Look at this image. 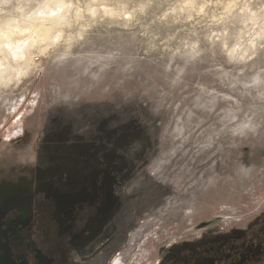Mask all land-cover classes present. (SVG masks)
<instances>
[{
  "label": "rangeland",
  "instance_id": "1",
  "mask_svg": "<svg viewBox=\"0 0 264 264\" xmlns=\"http://www.w3.org/2000/svg\"><path fill=\"white\" fill-rule=\"evenodd\" d=\"M1 32L0 264L46 188L80 228L51 264H160L262 216L264 0H0Z\"/></svg>",
  "mask_w": 264,
  "mask_h": 264
},
{
  "label": "flooded vegetation",
  "instance_id": "2",
  "mask_svg": "<svg viewBox=\"0 0 264 264\" xmlns=\"http://www.w3.org/2000/svg\"><path fill=\"white\" fill-rule=\"evenodd\" d=\"M51 193L46 188L45 193L38 194L41 208L31 213L32 226L28 227L30 242L14 255L17 256L12 261L15 264H51L50 259L62 257L63 248H60V244H63L64 239L72 241L77 236L80 230L78 225L63 227L62 199L57 193ZM261 215L243 230L213 235L199 239L190 246L169 250L160 264H264V212ZM54 237L58 243L50 252Z\"/></svg>",
  "mask_w": 264,
  "mask_h": 264
},
{
  "label": "bare ground",
  "instance_id": "3",
  "mask_svg": "<svg viewBox=\"0 0 264 264\" xmlns=\"http://www.w3.org/2000/svg\"><path fill=\"white\" fill-rule=\"evenodd\" d=\"M5 37H6V34L4 32H1L0 38H5Z\"/></svg>",
  "mask_w": 264,
  "mask_h": 264
}]
</instances>
